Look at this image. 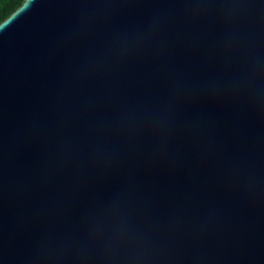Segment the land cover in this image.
<instances>
[{
  "label": "water",
  "instance_id": "water-1",
  "mask_svg": "<svg viewBox=\"0 0 264 264\" xmlns=\"http://www.w3.org/2000/svg\"><path fill=\"white\" fill-rule=\"evenodd\" d=\"M0 264H264V0L1 21Z\"/></svg>",
  "mask_w": 264,
  "mask_h": 264
},
{
  "label": "trees",
  "instance_id": "trees-1",
  "mask_svg": "<svg viewBox=\"0 0 264 264\" xmlns=\"http://www.w3.org/2000/svg\"><path fill=\"white\" fill-rule=\"evenodd\" d=\"M25 0H0V22L12 11L17 9Z\"/></svg>",
  "mask_w": 264,
  "mask_h": 264
}]
</instances>
